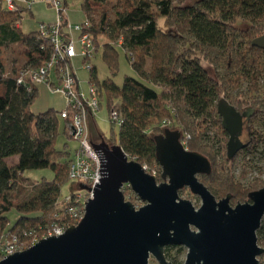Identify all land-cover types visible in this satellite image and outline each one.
Wrapping results in <instances>:
<instances>
[{
    "label": "trees",
    "instance_id": "1",
    "mask_svg": "<svg viewBox=\"0 0 264 264\" xmlns=\"http://www.w3.org/2000/svg\"><path fill=\"white\" fill-rule=\"evenodd\" d=\"M66 1L62 0L65 6ZM79 1L84 20L90 22L81 33L92 39L94 55L99 37L106 39L102 57L110 71L109 78L99 81L93 56L88 84L95 88L99 108L105 96L109 111L116 109L122 118L117 145L127 157L141 165L158 164L153 136L164 128L179 129L187 150L209 160L211 173L198 180L215 199L230 195V204L236 205L264 187V179L245 184L234 175L239 167L241 175L256 170V163L264 159V51L251 46L264 33V0H195L188 5H182V0ZM25 10L9 11L0 0V237H21L23 231L38 230L51 221L73 153L66 145L62 151L55 147L59 112L31 111L38 86L27 91L17 84L22 68L6 72L1 48L8 44L21 46L25 65L31 69L49 58L50 46L38 30L20 31ZM239 20L248 26H235ZM117 47L136 75L125 76L121 86L113 82ZM216 107L247 117V143L239 162L234 159L231 166L230 141ZM163 120L170 125L163 128ZM90 128V140L94 142V136L99 142L102 136ZM66 136L72 140L68 132ZM13 156L17 161L9 166L7 159ZM40 169H50L53 179L30 182L23 176L25 171ZM183 193L193 196L187 188L179 191ZM12 210L18 213L14 225L7 217ZM256 236L264 248V216ZM258 259L264 264V254ZM171 264L179 263L174 258Z\"/></svg>",
    "mask_w": 264,
    "mask_h": 264
},
{
    "label": "water",
    "instance_id": "2",
    "mask_svg": "<svg viewBox=\"0 0 264 264\" xmlns=\"http://www.w3.org/2000/svg\"><path fill=\"white\" fill-rule=\"evenodd\" d=\"M251 46L264 51V33ZM217 112L223 122L234 117L229 131L239 135L241 117L219 107ZM181 139V131L170 128L153 136L161 183L128 159L119 145L103 137L89 141L99 158L101 178L84 202L83 218L63 234L40 239L0 264H150L151 257L158 264H171L164 254L169 246L187 249L183 264H259L264 248L258 245L256 232L264 216V187L234 207L230 195L217 201L198 180L211 173L209 160L187 150ZM238 150L229 146L228 159ZM124 185L143 203L141 207L125 200ZM184 188L200 199L198 208L180 198ZM79 189L91 188L79 183Z\"/></svg>",
    "mask_w": 264,
    "mask_h": 264
},
{
    "label": "built area",
    "instance_id": "3",
    "mask_svg": "<svg viewBox=\"0 0 264 264\" xmlns=\"http://www.w3.org/2000/svg\"><path fill=\"white\" fill-rule=\"evenodd\" d=\"M5 8L9 11H16L18 8L29 9L30 0H2ZM54 11L56 21L52 24H40L38 27L39 35L48 41L50 46L49 58L37 69L29 67L22 68L18 72L16 82L24 85L27 91H31L33 85L45 84L54 92L62 93L65 96L66 105L59 112V117L65 121L66 130L72 140L77 141L78 147L73 151L68 164V179L77 182V191L70 193L58 200L57 211L53 214L51 221L40 226L38 230L29 229L22 232L21 237L15 234H5L0 237V260L14 252H21L37 243L40 239L49 236H58L65 232L70 225L75 226L83 218L85 213V203L92 197L94 185L99 183V158L92 149V141L88 132V117L94 116L99 110L98 98L93 85H89L90 100H85L84 95L78 88V83L74 70L70 67V62L76 57L77 52L72 39H66V35L61 33L63 26V13L66 6L62 0H44ZM90 26L89 20H84L81 25H68L70 30L79 33L78 43L80 46L79 56L83 60V68L90 69L89 59L94 56L93 42L87 33H81ZM56 79V83L52 79ZM110 121L121 126L122 118L116 109L109 111ZM170 125L169 120H163L161 126L164 128ZM91 143H90V142ZM185 146V138L181 139ZM129 159V158H128ZM132 160V159H131ZM240 156L236 160L238 163ZM231 165V162H229ZM150 168L142 165L143 170L153 175L155 178L161 174L158 164ZM257 173V172H255ZM79 183L89 190L79 189ZM125 200H130L133 192L128 185L122 187Z\"/></svg>",
    "mask_w": 264,
    "mask_h": 264
},
{
    "label": "rangeland",
    "instance_id": "4",
    "mask_svg": "<svg viewBox=\"0 0 264 264\" xmlns=\"http://www.w3.org/2000/svg\"><path fill=\"white\" fill-rule=\"evenodd\" d=\"M195 0H182V5H188L191 4ZM80 1L79 0H67L66 1V12L68 15L69 22L65 23V31H66V39H72L74 41V47L77 52V55L75 58H73L70 62V67L74 70V74L76 77V80L78 82V88L80 92L84 95L85 100H90L91 96L89 94V75L90 71L88 69L83 68L82 65V58L79 56V33L75 30H70L68 25L71 26L74 25H81L84 21V15L81 11L80 7ZM51 9V8H50ZM53 13L55 11L51 9ZM63 13V17L66 14ZM29 18L27 13L24 14V18ZM237 21L236 25L237 27H245L248 26V22L245 21ZM33 23L28 22L27 26L22 27V33L28 34L30 33L29 30L32 29ZM99 49L97 53H95L94 58L92 59V65L95 67L96 77L99 81H102L104 79H107L110 77V71L106 65V63L103 60L102 53L103 48L102 44L106 42V39L104 37H99ZM118 52V70L113 78V82L116 85L121 86L123 79L125 76H132L136 77L135 73L132 71L131 66L129 64V61L127 60L126 56L124 55V52L120 47H117ZM1 54L3 63L6 68V72L9 74L11 72V69H15L16 71L27 67L25 65V59L22 54V48L21 46L17 44H8L5 47L1 48ZM52 79L54 80V75H52ZM56 83V79L54 80ZM38 92H37V98L34 101V103L31 106V111L35 114L43 113L48 110H53L56 112H60L65 108L66 100L65 96L62 93L54 92L45 84L38 85ZM92 121V122H91ZM88 131L89 127H91V131L95 130L94 132L97 134V132L108 142L112 143L113 145H117L118 143V126L113 125L110 121L109 116V107L107 105L105 96H103L101 101V106L99 110L96 112V114L93 116V119H88ZM93 124L91 126L90 124ZM66 131V132H65ZM67 130H66V124H64V121L59 118V128H58V136L56 138L55 147L57 150H63L64 145L67 146L68 151L72 153L77 147L78 143L75 140H68L66 136ZM93 133V132H92ZM95 134V135H96ZM94 142H97L96 138L93 136ZM17 156H13L7 160V164L9 166H13L17 161ZM65 158H62V161H64ZM257 167L256 170H248L246 171L248 174L244 173V175H241V168H237L234 172V175L237 180L241 182H246L245 184L252 183L254 179H264V159L260 161V163H256ZM231 166V165H229ZM248 166H243L244 171L247 170ZM150 168H154V166H150ZM261 168V170H260ZM258 172V173H255ZM23 176L28 179L30 182H40L43 180L50 181L53 179V172L50 169H40V170H29L25 171ZM259 181V180H258ZM157 182H162V180H157ZM77 182L73 180H66L61 185V196L64 197L70 193H74L77 191ZM131 196L130 200L131 203L134 204L136 208L141 207L143 203L137 199V197L133 194H129ZM181 199L188 200L192 203V205L195 208H198L201 204L200 199L196 196H191L187 193L179 194ZM128 201V200H127ZM233 206V204H232ZM7 217L9 219L10 225H14L18 213L15 210L10 211L7 214ZM166 252L164 251L165 258L168 262L171 263V259L176 258L177 262L179 264H183L185 260V256L187 253V249L184 247H168L166 248ZM150 264H158L154 258L149 259Z\"/></svg>",
    "mask_w": 264,
    "mask_h": 264
},
{
    "label": "crops",
    "instance_id": "5",
    "mask_svg": "<svg viewBox=\"0 0 264 264\" xmlns=\"http://www.w3.org/2000/svg\"><path fill=\"white\" fill-rule=\"evenodd\" d=\"M50 8L51 7L46 2H44V0H30L29 9L25 10V13H27L29 18H24L25 13L23 14L22 20L18 25L20 31H22L23 26H27L28 22L33 23V27L29 30V32L37 31L40 24L54 23L56 21V15L51 11L52 8ZM66 22H69L67 12L63 17V26L61 28V33L64 35H66Z\"/></svg>",
    "mask_w": 264,
    "mask_h": 264
},
{
    "label": "flooded vegetation",
    "instance_id": "6",
    "mask_svg": "<svg viewBox=\"0 0 264 264\" xmlns=\"http://www.w3.org/2000/svg\"><path fill=\"white\" fill-rule=\"evenodd\" d=\"M249 108V107H248ZM247 108V109H248ZM246 109V111L247 112H249L250 111V109H248L247 110ZM222 112H225V111H227V110H225V109H222L221 110ZM216 113H217V115L221 118V121H222V123H223V126H224V130H225V132L227 133V137H228V139H229V141H230V143H229V146L230 147H234V146H237V147H239V150L235 153V155L233 156V158H231V159H228V157H227V160L229 161V162H233V160L236 162V160L238 159V156L240 155V153L243 151V149L245 148V145H246V141H247V133H246V128H245V126H244V123H245V121L247 120V117H243V116H240L241 117V123H242V126H241V132H240V134L239 135H237V134H235L234 136L232 135V133L229 131V128H230V126L231 125H233V126H235L234 124H235V119H234V117L233 116H228V119L226 120V122H223V118L219 115V113L217 112V107H216ZM233 113H237V112H233ZM253 111L250 113V115H249V118H251L252 117V115H253ZM238 114V113H237ZM236 136H237V138H236ZM236 157V158H235ZM157 180V179H156ZM160 181H161V179H160ZM157 183H159V182H157ZM161 183V182H160ZM217 201L218 200H220V199H216ZM229 204H230V200H229ZM230 206H232L231 204H230ZM235 205H233L232 207H234ZM169 247H174V246H169ZM177 247H179V246H177ZM166 248H168V247H166ZM166 248H165V250H166ZM164 250V251H165ZM168 250V249H167Z\"/></svg>",
    "mask_w": 264,
    "mask_h": 264
}]
</instances>
